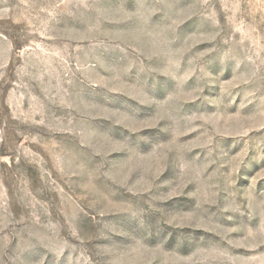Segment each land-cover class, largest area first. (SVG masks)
<instances>
[{
  "label": "rangeland",
  "instance_id": "rangeland-1",
  "mask_svg": "<svg viewBox=\"0 0 264 264\" xmlns=\"http://www.w3.org/2000/svg\"><path fill=\"white\" fill-rule=\"evenodd\" d=\"M0 264H264V0H0Z\"/></svg>",
  "mask_w": 264,
  "mask_h": 264
}]
</instances>
